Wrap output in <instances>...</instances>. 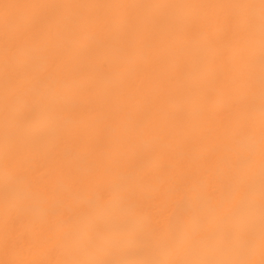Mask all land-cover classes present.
<instances>
[{"label":"bare ground","instance_id":"6f19581e","mask_svg":"<svg viewBox=\"0 0 264 264\" xmlns=\"http://www.w3.org/2000/svg\"><path fill=\"white\" fill-rule=\"evenodd\" d=\"M0 264H264V0H0Z\"/></svg>","mask_w":264,"mask_h":264}]
</instances>
